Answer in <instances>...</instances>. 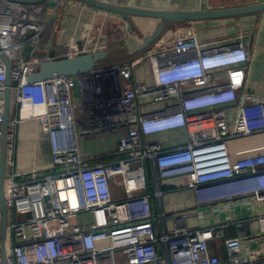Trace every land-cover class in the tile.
I'll use <instances>...</instances> for the list:
<instances>
[{"label": "built area", "instance_id": "2783aa9c", "mask_svg": "<svg viewBox=\"0 0 264 264\" xmlns=\"http://www.w3.org/2000/svg\"><path fill=\"white\" fill-rule=\"evenodd\" d=\"M63 3L59 1V5ZM44 14L45 7L37 4L16 3L0 9V47L13 62L7 140L13 138L20 123L37 120L49 136L54 164L63 169L30 179L15 173L13 155H7L3 180L6 263L224 264L209 249L210 241L223 237L217 227L179 226L158 235L152 199L161 202V186L166 181L186 177L198 205L241 196L264 202V148L208 170L199 166L195 156L198 149L209 148H220L224 156L229 138L264 130L263 100L244 91L232 72L228 83L214 84L215 71L250 60L245 46L240 42L203 49L192 38H173L163 52L87 74L95 84L82 83L86 89L83 101L77 104L73 92L76 79L83 76L28 80L36 66L50 60L36 56L48 26L43 23ZM28 47L31 52L25 58L21 53ZM147 59L155 86L133 85V69ZM5 90L6 67L0 57V148ZM140 96H153L155 103L176 100L177 105L170 112L142 115L137 105ZM230 103L238 107L232 129L227 124V110L220 108ZM79 114L84 116L79 118ZM122 129L127 134L118 143L119 158L87 162L79 148L80 136H112ZM176 129L186 131V146L163 150L159 143L147 140ZM207 130H215V138L202 141ZM151 182L153 193L149 191ZM116 190L121 192L117 197ZM160 211L163 224L166 216ZM86 214L91 219L82 217ZM253 220L264 234V214ZM225 245L226 264L263 260L256 251L242 256L240 239L226 240Z\"/></svg>", "mask_w": 264, "mask_h": 264}, {"label": "crops", "instance_id": "0c3cea01", "mask_svg": "<svg viewBox=\"0 0 264 264\" xmlns=\"http://www.w3.org/2000/svg\"><path fill=\"white\" fill-rule=\"evenodd\" d=\"M59 1L50 0L37 4L45 7L43 23L48 24L43 47L37 52L43 59L60 60L121 47L132 52L141 44L140 39L121 16L94 9L77 1L64 0L61 5ZM97 1L130 8L172 12L215 11L264 3V0ZM13 4L16 3H1L0 9ZM133 20L145 34L152 33L159 24V21L154 19L134 18ZM173 38H192L197 44L204 45L203 49L241 42L249 52L250 60L247 63L215 71L214 84L219 86L228 83L232 72L234 77L242 82L244 91L264 101V12L186 22L168 31L163 40L148 54L163 52L170 46ZM70 43H73L74 47H70L68 45ZM76 80L73 98L75 103L79 104L83 101L86 89L82 83L87 80L88 84H95V81L91 75H84ZM132 82L133 85L155 86V77L148 59L135 66ZM137 105L140 114L150 115L172 111L177 101L155 103L153 96H140L137 98ZM220 108L227 110V124L232 129L238 112L237 105L230 103ZM85 112L88 113L87 110ZM84 114H79V118ZM126 134L127 130L122 129L112 136L101 134L80 136L79 148L90 164L115 160L119 158L118 143ZM214 138L215 130H207L202 134L201 140L211 141ZM147 140L159 143L163 150L180 148L189 142L184 129L154 134ZM6 148L7 155H13L15 173L24 174L26 178H38L63 170L54 164L49 136L43 132L37 120L20 123L13 138L7 140ZM262 148H264V130L229 138L226 140L224 156L220 148L198 149L195 156L199 166L208 170L232 164L239 157L251 155ZM1 154L0 148V158ZM154 188L151 182L149 191L153 193ZM161 188L163 191L161 202L152 199V220L158 235L163 231L172 232L179 226L189 229L217 227V232H222L223 237L209 242L211 254L218 256L226 264L228 253L225 241L237 238L241 240L242 256L249 257L250 251L259 252L263 260L257 259L255 264H264V234L260 233L259 224L253 220L264 214V202L241 196L231 201L198 205L194 191L187 187L186 177L170 179L163 183ZM120 194V190L115 191L116 197ZM160 209L166 216L163 224L158 218ZM82 217L91 219L87 214ZM0 264H4L1 252Z\"/></svg>", "mask_w": 264, "mask_h": 264}, {"label": "water", "instance_id": "95a60500", "mask_svg": "<svg viewBox=\"0 0 264 264\" xmlns=\"http://www.w3.org/2000/svg\"><path fill=\"white\" fill-rule=\"evenodd\" d=\"M50 0H0L1 3H18V4H38L44 3ZM77 1L83 3L94 9L117 14L121 16L140 39L141 44L139 47L130 52L126 48H116L111 50H105L101 52H95L91 54L79 55L73 58H64L60 60H46L40 65L36 66L28 76L29 82H41L47 79H53L58 77H80L93 72L102 71L108 68L128 65L139 62L149 52L153 51L157 44L161 42L168 31L180 26L186 22L202 21L206 19L236 17L240 15H247L251 13H263L264 3L236 7L215 11H199V12H172L161 10H149V9H137L125 6H117L112 4H106L97 0H66ZM134 18L154 19L158 20V26L150 34L143 33L138 25L134 22ZM31 52V47H28L23 52V57L27 58ZM0 57L6 67V90L4 93V125L5 130L2 138V154L0 158V210L2 218L0 220V252L2 254L3 263H6L5 254V238L7 228V208L5 203V196L3 193V180L6 173V161H7V135L6 127L11 117L10 90L14 86L13 81V62L12 60L1 50Z\"/></svg>", "mask_w": 264, "mask_h": 264}, {"label": "trees", "instance_id": "16d2710c", "mask_svg": "<svg viewBox=\"0 0 264 264\" xmlns=\"http://www.w3.org/2000/svg\"><path fill=\"white\" fill-rule=\"evenodd\" d=\"M45 37H46V34L42 36V40H41V45H40V48L43 47V44H44V40H45ZM37 57L39 58H42L38 53L36 54Z\"/></svg>", "mask_w": 264, "mask_h": 264}]
</instances>
